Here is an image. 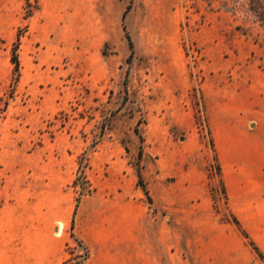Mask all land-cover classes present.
I'll use <instances>...</instances> for the list:
<instances>
[{"label": "rangeland", "instance_id": "374dc122", "mask_svg": "<svg viewBox=\"0 0 264 264\" xmlns=\"http://www.w3.org/2000/svg\"><path fill=\"white\" fill-rule=\"evenodd\" d=\"M256 1L130 0L123 28L131 54L121 26L109 28L119 35L111 41L100 20L81 33L73 9L46 13L40 0H0V196L11 201L14 190L28 191L44 174L54 188L90 194L105 180L119 184L127 169L139 173L143 153L147 176L172 182L176 165L187 162L183 153L196 150L191 159L206 168L215 215L235 225L228 220L243 188L235 165L225 188L208 106L215 109L220 97L230 110L251 104L262 115L253 126L264 131V23L251 10ZM221 147L227 163L242 155L234 136ZM254 190L247 181L245 197L264 198ZM261 222L262 256L246 243L264 264Z\"/></svg>", "mask_w": 264, "mask_h": 264}, {"label": "crops", "instance_id": "0c3cea01", "mask_svg": "<svg viewBox=\"0 0 264 264\" xmlns=\"http://www.w3.org/2000/svg\"><path fill=\"white\" fill-rule=\"evenodd\" d=\"M129 4L130 0H40L43 12L73 9L79 13L81 33L91 19L100 20L111 41L119 39L109 31L111 26H121L125 33ZM80 36L85 42V35ZM215 106H208V120L225 188L234 165L243 188L232 214L261 249L256 228L264 219V198L249 199L244 188L248 181L254 194L264 193V131L253 126L262 115L252 114L251 104L230 110L221 97ZM236 121L243 123L241 131L232 125ZM231 136L242 147L234 164L224 160L221 147ZM246 149L252 150V163L245 161ZM196 154V150L183 153L182 161L187 162L176 165L175 180L166 182L162 173L147 176L143 153L139 173L127 169L119 184L112 180L96 184L78 206V196L63 187L54 188L52 180L46 179L48 174L39 175L43 180H30L28 191L14 190L11 201L0 196V264L75 263L85 250L87 259L80 264H260L240 230L215 215L206 168L193 162ZM139 175L145 189L139 185ZM161 210L170 211L169 220L159 217ZM58 223L63 225L60 233ZM72 226L73 234L68 232Z\"/></svg>", "mask_w": 264, "mask_h": 264}, {"label": "trees", "instance_id": "16d2710c", "mask_svg": "<svg viewBox=\"0 0 264 264\" xmlns=\"http://www.w3.org/2000/svg\"><path fill=\"white\" fill-rule=\"evenodd\" d=\"M251 8H252L251 10L254 12V14L258 18V20L260 22L264 23V0H257L256 3H251ZM129 9H130V6L127 7V11ZM27 16H30V12H29V14H27ZM125 32H126V36H127V39H128V42H129V47H130L131 54H132L133 53V42H132V40L130 38V35L127 33L126 30H125ZM12 60H13V63L15 65V71L16 72H19V60H18V56L16 54V50L14 51L13 59ZM141 153H142V151L140 150L139 157H141ZM219 172H220V168H219ZM139 185L142 186V187L144 186V189H145V185L143 184V181H142V178H141L140 175H139ZM84 195H87V194L81 193L78 196V198H77V205L76 206H78V203H79L81 197L84 196ZM146 195L148 196V192L147 191H146ZM148 199H150L149 196H148ZM228 222L234 223L238 227V229L242 232L243 236L246 238V240L248 241V244L252 247V249L259 256H262L261 253H260V251H259V249H258V247L255 245V243L250 239L249 235L241 227L240 222L235 217H233V216H232V220L231 221L228 220Z\"/></svg>", "mask_w": 264, "mask_h": 264}, {"label": "built area", "instance_id": "2783aa9c", "mask_svg": "<svg viewBox=\"0 0 264 264\" xmlns=\"http://www.w3.org/2000/svg\"><path fill=\"white\" fill-rule=\"evenodd\" d=\"M80 259H81V263H82V262H84L87 259V257L84 256V257H81Z\"/></svg>", "mask_w": 264, "mask_h": 264}, {"label": "bare ground", "instance_id": "6f19581e", "mask_svg": "<svg viewBox=\"0 0 264 264\" xmlns=\"http://www.w3.org/2000/svg\"><path fill=\"white\" fill-rule=\"evenodd\" d=\"M61 229H62V227H59V229H58V233H60V232L62 231ZM58 233H57V234H58ZM58 235H59V234H58Z\"/></svg>", "mask_w": 264, "mask_h": 264}]
</instances>
